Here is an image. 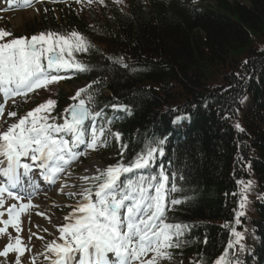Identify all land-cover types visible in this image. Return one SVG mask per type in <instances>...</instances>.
<instances>
[{
  "label": "trees",
  "instance_id": "1",
  "mask_svg": "<svg viewBox=\"0 0 264 264\" xmlns=\"http://www.w3.org/2000/svg\"><path fill=\"white\" fill-rule=\"evenodd\" d=\"M97 11L57 26L95 43L82 59L90 94L109 91L98 102L114 153L106 161L162 147L158 166L176 189L167 188L166 221L187 226L172 250L178 264H214L233 228L244 239L229 250L232 264H264V0H104Z\"/></svg>",
  "mask_w": 264,
  "mask_h": 264
},
{
  "label": "snow or ice",
  "instance_id": "2",
  "mask_svg": "<svg viewBox=\"0 0 264 264\" xmlns=\"http://www.w3.org/2000/svg\"><path fill=\"white\" fill-rule=\"evenodd\" d=\"M19 2L26 6L33 0ZM80 2L77 0V3ZM99 2L103 4L104 0ZM8 3L14 4L17 0H8ZM88 3L91 4L92 0H88ZM10 35L0 29V41ZM91 48L86 37L77 31L68 34L41 32L30 38L0 42V94L6 102L7 99L27 96L36 89L47 88L58 82L64 78L58 74L61 70L87 71V66L77 60L76 54L87 53ZM91 88L92 85H88L76 92L72 99L78 102L65 110L62 123H56V118L51 116L50 109L56 101L49 99L20 117L6 130L0 131V208H4L0 211V224L3 225L0 226V234L7 233L9 226L19 233L21 213L34 206L30 199L32 193H27V202H24L26 196L22 194L27 192L26 184L31 187L27 177L33 165H38L45 180L54 182L58 174L65 171V166L80 155L74 150L76 145L87 143L89 148L96 149L104 143L101 140L105 133L103 127L97 129L93 126L90 138L85 140L89 133L85 122L102 115L101 111L90 107L94 100L90 94ZM82 94L85 98H81ZM3 111L4 105L0 104V116ZM8 115L15 117L17 113L9 112ZM190 119V114L177 116L174 123ZM236 127L243 131L239 124ZM63 134H68L69 138L65 139ZM113 135L119 140L121 133L115 132ZM163 143L164 140L159 141L160 145ZM157 152L163 154L162 147L150 146L131 165L117 163L95 177H83L93 187L84 188L78 194L81 200L65 217L67 222L57 226L59 237L47 244L45 259L50 260L51 264H159L162 260L171 259L170 249L181 246L179 237L187 226L166 222V183L169 176L161 171L159 176H141L138 182L129 180L127 184L118 183L121 174L148 168ZM25 157L33 165L22 162ZM250 186L251 182H248L242 190L241 209L247 202L243 193ZM175 190L173 185L172 191ZM9 199L16 203L5 208L6 200ZM180 203V200H171L173 205ZM5 213L7 219H2ZM236 215V223L239 224V217L244 212L240 211ZM232 232L235 239L229 242L228 249L214 264H232L228 259L229 250L236 246L242 249L243 233L235 228ZM12 241L9 234V242L0 250V257L15 252V264H20V256L25 251L22 239L17 235L14 243Z\"/></svg>",
  "mask_w": 264,
  "mask_h": 264
},
{
  "label": "rangeland",
  "instance_id": "3",
  "mask_svg": "<svg viewBox=\"0 0 264 264\" xmlns=\"http://www.w3.org/2000/svg\"><path fill=\"white\" fill-rule=\"evenodd\" d=\"M52 1L54 3H56L57 1L63 2L65 6L69 2V0ZM72 2H77V0H73ZM47 3H51V0L35 1L33 2L31 9H27L26 7L25 10H19L15 13H8L6 15H3L2 17H0V23H7V25H9L15 33H18L19 31H26L23 28L25 27V24L29 23L34 25L36 30L41 29V32H45L47 30V27L43 26L37 21H40L42 19V15L47 13ZM73 4L74 9L76 10L74 12H76V14L81 17V19L87 21L89 19V14L83 13L80 3ZM60 11L61 8H59V6H56L54 9H52L53 14L56 16L59 15L58 12ZM60 13H62V11ZM95 14L97 15L96 12ZM84 85L85 84L83 81H72L71 83L62 85L61 87L64 93L67 92L71 97H74L76 95V92L81 89ZM0 104L3 103L1 102ZM22 105H26V101H23ZM24 111L25 110H23L19 106V104H15L13 110H8L7 114L3 112V115L0 116V130H6L9 125H11L12 123H16L20 117L25 116L28 111L23 113ZM9 112H16L17 115L15 117H9ZM103 169V164L100 162L97 154H95L93 149L88 148L85 155L80 159L77 158L74 165L71 167V174L74 176H67V178L65 176L61 179L73 180L72 189L68 191L69 193L63 195L62 193L56 192L57 188H55L54 191L51 193L53 196L52 199L43 198V196H45L44 194L39 195L42 197V199H36L37 207L33 209L36 210V213L29 215L32 208L27 210V213L26 211L21 213V231L18 233L15 228L9 226L7 229V233L1 234L2 238L5 240L6 243L2 245L0 250H3L5 245L9 242V234L13 238V243L14 238L19 235L22 239V246L25 248V251L20 256V264H48V260L45 259L46 246L51 240L59 237L57 226H62L67 222L65 220V217L72 212L73 208H75L81 200V196L78 194L81 193L84 188H91L90 186L92 185V183L85 181L83 177L94 176ZM70 193L73 195H69ZM12 203H16V201L11 199L6 200L4 207L6 208L7 205H10ZM3 210L4 208H0V211ZM41 213H43V215H41ZM0 226L3 225L0 224ZM44 229H47V231H44ZM37 230L42 231L46 235L50 236L43 242L42 240H40L41 236L36 233ZM51 235H53L54 237H52ZM8 256H11V263L15 264L17 253L10 252ZM150 256L151 254H149L148 258H150ZM4 258L5 257H0V264L2 263V260ZM159 264H175V261L173 260V258L165 259L160 261Z\"/></svg>",
  "mask_w": 264,
  "mask_h": 264
},
{
  "label": "bare ground",
  "instance_id": "4",
  "mask_svg": "<svg viewBox=\"0 0 264 264\" xmlns=\"http://www.w3.org/2000/svg\"><path fill=\"white\" fill-rule=\"evenodd\" d=\"M59 191V189H58ZM61 191H64V190H61ZM4 218V217H3ZM5 219V218H4ZM39 235L42 237V239L40 238V240H43V242L46 240V238H48L50 235H46L45 233L42 234V233H39Z\"/></svg>",
  "mask_w": 264,
  "mask_h": 264
}]
</instances>
